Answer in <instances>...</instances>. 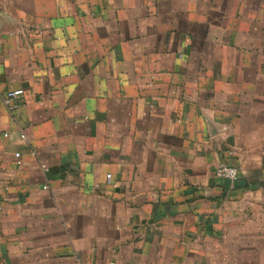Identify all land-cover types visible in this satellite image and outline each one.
Instances as JSON below:
<instances>
[{
	"label": "crops",
	"instance_id": "crops-1",
	"mask_svg": "<svg viewBox=\"0 0 264 264\" xmlns=\"http://www.w3.org/2000/svg\"><path fill=\"white\" fill-rule=\"evenodd\" d=\"M0 264H264V0H0Z\"/></svg>",
	"mask_w": 264,
	"mask_h": 264
},
{
	"label": "built area",
	"instance_id": "built-area-1",
	"mask_svg": "<svg viewBox=\"0 0 264 264\" xmlns=\"http://www.w3.org/2000/svg\"><path fill=\"white\" fill-rule=\"evenodd\" d=\"M23 94H24L23 90L8 92L4 98L5 105L10 110H13L15 107L14 103H15L16 99L21 97ZM22 138H25V136H22ZM15 157L18 160V164L20 165L21 164V161H20L21 155L19 153H17V154H15ZM43 170L45 172H47L48 168L46 166H43ZM216 176L220 179H225V180L235 182L238 179V170L232 166L225 164V163H221L216 169ZM110 177L111 176L108 175V178H110Z\"/></svg>",
	"mask_w": 264,
	"mask_h": 264
}]
</instances>
